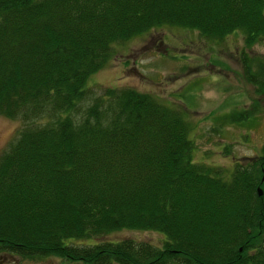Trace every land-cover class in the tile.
<instances>
[{
    "label": "trees",
    "instance_id": "1",
    "mask_svg": "<svg viewBox=\"0 0 264 264\" xmlns=\"http://www.w3.org/2000/svg\"><path fill=\"white\" fill-rule=\"evenodd\" d=\"M159 24L206 38L239 30L247 47L264 38V0H0V114L50 120L24 124L0 154L2 252L84 264H264V141L221 171L191 159L176 107L131 87L89 96L86 78L115 42ZM241 59L264 90V62ZM119 228L164 238L101 237Z\"/></svg>",
    "mask_w": 264,
    "mask_h": 264
},
{
    "label": "rangeland",
    "instance_id": "2",
    "mask_svg": "<svg viewBox=\"0 0 264 264\" xmlns=\"http://www.w3.org/2000/svg\"><path fill=\"white\" fill-rule=\"evenodd\" d=\"M242 52L254 63L264 62V38L246 47L239 30L206 38L193 28L159 24L115 42L112 54L88 74L85 84L90 97L106 86L131 87L181 110L189 124L191 159L227 171L235 162L253 158L264 141V90H256L246 79ZM233 111L239 118L228 119L226 114ZM48 121L46 116L26 122L0 114V154L24 124ZM101 237H130L156 246L164 238L158 231L136 228H119ZM63 263L84 264L57 255L21 256L0 250V264Z\"/></svg>",
    "mask_w": 264,
    "mask_h": 264
},
{
    "label": "water",
    "instance_id": "3",
    "mask_svg": "<svg viewBox=\"0 0 264 264\" xmlns=\"http://www.w3.org/2000/svg\"><path fill=\"white\" fill-rule=\"evenodd\" d=\"M256 191H257V194H260L261 193V190H260V187L259 186L256 187Z\"/></svg>",
    "mask_w": 264,
    "mask_h": 264
}]
</instances>
